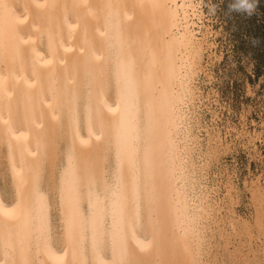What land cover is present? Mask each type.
Here are the masks:
<instances>
[{
  "label": "bare ground",
  "instance_id": "obj_1",
  "mask_svg": "<svg viewBox=\"0 0 264 264\" xmlns=\"http://www.w3.org/2000/svg\"><path fill=\"white\" fill-rule=\"evenodd\" d=\"M0 4V264H100L113 246L207 264L189 160L202 0Z\"/></svg>",
  "mask_w": 264,
  "mask_h": 264
},
{
  "label": "rangeland",
  "instance_id": "obj_2",
  "mask_svg": "<svg viewBox=\"0 0 264 264\" xmlns=\"http://www.w3.org/2000/svg\"><path fill=\"white\" fill-rule=\"evenodd\" d=\"M230 2L202 0L214 44H205L196 81L201 98L189 123V160L195 193L209 205L204 261L262 264L264 192L258 195L256 183L264 187V0L251 15L231 11ZM2 179L8 189L9 176ZM48 193L59 222L57 194Z\"/></svg>",
  "mask_w": 264,
  "mask_h": 264
},
{
  "label": "snow or ice",
  "instance_id": "obj_3",
  "mask_svg": "<svg viewBox=\"0 0 264 264\" xmlns=\"http://www.w3.org/2000/svg\"><path fill=\"white\" fill-rule=\"evenodd\" d=\"M0 7L7 8V5L0 4ZM15 207V206H14ZM14 213L4 209V206L0 204V215L11 217ZM100 264H132V262L127 258L126 250L121 248L117 249L115 246L111 249V255L108 260H101ZM193 264H199L198 261H193ZM264 264V262H262Z\"/></svg>",
  "mask_w": 264,
  "mask_h": 264
},
{
  "label": "clouds",
  "instance_id": "obj_4",
  "mask_svg": "<svg viewBox=\"0 0 264 264\" xmlns=\"http://www.w3.org/2000/svg\"><path fill=\"white\" fill-rule=\"evenodd\" d=\"M258 0H231L229 3V9L235 12L245 13L251 15L257 7ZM215 11V6L210 9Z\"/></svg>",
  "mask_w": 264,
  "mask_h": 264
}]
</instances>
